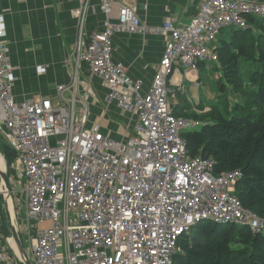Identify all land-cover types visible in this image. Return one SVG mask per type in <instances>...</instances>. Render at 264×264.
Instances as JSON below:
<instances>
[{
    "label": "built area",
    "instance_id": "1",
    "mask_svg": "<svg viewBox=\"0 0 264 264\" xmlns=\"http://www.w3.org/2000/svg\"><path fill=\"white\" fill-rule=\"evenodd\" d=\"M98 3L101 29L87 37V0L73 12L79 32L65 64L85 62L107 87L104 102L135 116L129 135L120 140L103 134L98 123L89 125L87 91H78L75 83L68 97V87L60 84L55 101L15 102L0 14V127L16 153L17 178L24 180L33 264H173L183 253L180 240L204 220L247 226L264 236V217L235 194L242 171L216 172L212 158L188 154L183 131L205 121L176 114L170 97L183 88L169 86L175 66L197 72L200 62H217L210 44L222 28L245 29L249 17L264 20V2L201 0L190 21L174 25L166 19L159 28L141 23L133 5ZM150 31L163 33L166 43L150 86L141 93V81L112 59V40L116 33ZM15 181L18 187L20 179ZM43 221L49 225L38 229Z\"/></svg>",
    "mask_w": 264,
    "mask_h": 264
},
{
    "label": "crops",
    "instance_id": "2",
    "mask_svg": "<svg viewBox=\"0 0 264 264\" xmlns=\"http://www.w3.org/2000/svg\"><path fill=\"white\" fill-rule=\"evenodd\" d=\"M111 1L114 8L121 3L133 5L141 23L150 28H159L166 19H170L174 25L187 23L196 14L201 0ZM256 1L264 2V0ZM80 4L81 0H0V14L4 17L7 29V55L15 77L12 96L17 103L40 97H49L55 101L58 85L63 84L68 87L65 91L68 97L73 91L72 83H75L78 91L81 92L83 89L87 91L89 125L98 123L103 134L120 140L129 135L135 116L122 110L115 103L104 102L107 87L102 79L90 75L89 66L85 62L71 67L65 64L66 56L78 37L77 18L73 12ZM102 19L103 13L99 8L98 0H87L83 36L87 37L100 30ZM229 33L219 38L218 44L213 48L218 47L221 40H227ZM165 43L166 36L163 33L151 31L143 35L121 32L113 36L112 59L122 63L132 79L141 81V93L147 91L151 84ZM205 64L206 62H200L197 72H191L181 65L175 66L169 86L177 88L180 84L183 88L182 91L176 90L170 97L175 113L188 116L187 111L190 107L194 110L203 107L204 111L210 108V105L202 103L200 93L197 96L189 91V87L201 84L200 70ZM39 65L45 67L44 71L37 70ZM74 79L76 82L73 81ZM3 165L7 171L6 165ZM8 177L12 189L8 205L13 208L16 215L21 244L33 264L29 245L27 248L24 243L28 223L24 187L15 186L14 181L18 179V174L11 172ZM19 189L24 197L22 220L18 218V214L22 213L18 208V205L21 206L17 198ZM5 210V199L0 194V264H24L19 258L13 240L9 237Z\"/></svg>",
    "mask_w": 264,
    "mask_h": 264
},
{
    "label": "trees",
    "instance_id": "3",
    "mask_svg": "<svg viewBox=\"0 0 264 264\" xmlns=\"http://www.w3.org/2000/svg\"><path fill=\"white\" fill-rule=\"evenodd\" d=\"M260 22L264 20L249 17L247 28L232 27L228 39L214 48L225 80L221 89L231 87L242 100L238 104L237 99L235 108L247 109L248 114L225 117L212 106L201 116L188 115L205 123L182 135L188 154L212 158L216 172L240 169L243 176L236 182L235 194L245 208L264 217V25ZM240 60L255 66L247 83L239 73ZM0 151L9 164L7 175L15 173V151L1 140ZM180 244L183 253L174 256L173 264H264V236L247 226L204 220Z\"/></svg>",
    "mask_w": 264,
    "mask_h": 264
},
{
    "label": "rangeland",
    "instance_id": "4",
    "mask_svg": "<svg viewBox=\"0 0 264 264\" xmlns=\"http://www.w3.org/2000/svg\"><path fill=\"white\" fill-rule=\"evenodd\" d=\"M257 19H259L258 17H256ZM80 23V21H79ZM262 23V25H264V22H260ZM77 24H78V20H77ZM232 29V27L230 26H224L221 30V32L219 33V36L217 37V39L212 42L210 45L213 47L215 45L218 44V39L221 38L222 36L227 35V33ZM255 69V66H251L250 62L247 61H243L239 63V73L241 78L243 79V81H245L247 83L248 80V75L250 74V72ZM249 70H251L249 72ZM201 72V84L197 85L195 87H189V91L194 94V95H199L202 98V103L203 104H207L210 105V108H212V106H216V108L225 116V117H229L234 113H238V114H248V110L247 109H236V103L238 102V104H242V100L240 98H237L236 93L234 92V90L225 85V89H221L220 85L221 83H224L225 80L222 78L221 76V69L219 67V65L217 64L216 61H206L205 67L203 69L200 70ZM246 87L247 85L244 84ZM180 93V92H179ZM238 99V101H237ZM196 107H198V104L196 105ZM210 108L207 111H204V108H196L195 110L190 107L188 109V114L190 115H203L204 113L210 111ZM256 117V113L255 115L252 117L254 118ZM128 136V135H127ZM0 139L2 142L6 143V145L8 147L9 146V140H8V136L6 134V131L3 129V127H0ZM0 154H2V156L4 157V154L0 151ZM5 158V157H4ZM14 162V161H13ZM4 164L6 165V168L8 167V162H6V160H4ZM13 164V163H12ZM21 180V183L19 184V188L20 185L22 186L24 183L23 178H18L17 180ZM18 189V188H16ZM17 198H19L20 200V205H18L19 210L22 211V213L18 214V218L22 220L23 216H24V197L22 195V192L19 191L17 192ZM49 225L48 221H43L41 223H38L37 227L38 229H42L45 228ZM26 238V240H25ZM24 243L25 246L28 248V242H27V237H24Z\"/></svg>",
    "mask_w": 264,
    "mask_h": 264
},
{
    "label": "water",
    "instance_id": "5",
    "mask_svg": "<svg viewBox=\"0 0 264 264\" xmlns=\"http://www.w3.org/2000/svg\"><path fill=\"white\" fill-rule=\"evenodd\" d=\"M1 184L4 186V193L2 195L6 203L5 214H6L7 222L9 225V237L13 240L21 261L24 264H31L27 256V253L24 250L21 244L20 238H19V230H18L16 215L13 211V208L12 207L10 208L8 205V200L12 196L11 194L12 189H11L9 178H8L7 171L5 168L4 169L0 168V185Z\"/></svg>",
    "mask_w": 264,
    "mask_h": 264
},
{
    "label": "bare ground",
    "instance_id": "6",
    "mask_svg": "<svg viewBox=\"0 0 264 264\" xmlns=\"http://www.w3.org/2000/svg\"><path fill=\"white\" fill-rule=\"evenodd\" d=\"M3 164H4V159H3V156L0 154V168H2V169H4V165Z\"/></svg>",
    "mask_w": 264,
    "mask_h": 264
}]
</instances>
